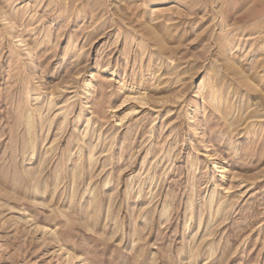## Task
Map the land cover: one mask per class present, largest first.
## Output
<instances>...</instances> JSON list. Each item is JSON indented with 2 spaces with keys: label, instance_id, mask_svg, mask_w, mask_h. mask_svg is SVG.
Masks as SVG:
<instances>
[{
  "label": "rangeland",
  "instance_id": "1",
  "mask_svg": "<svg viewBox=\"0 0 264 264\" xmlns=\"http://www.w3.org/2000/svg\"><path fill=\"white\" fill-rule=\"evenodd\" d=\"M0 264H264V0H0Z\"/></svg>",
  "mask_w": 264,
  "mask_h": 264
},
{
  "label": "bare ground",
  "instance_id": "2",
  "mask_svg": "<svg viewBox=\"0 0 264 264\" xmlns=\"http://www.w3.org/2000/svg\"><path fill=\"white\" fill-rule=\"evenodd\" d=\"M19 36H20V37H19L20 40L23 41V44L26 45V42H27V41H25V37L23 38V37H22V34H20ZM27 44H28V43H27ZM27 46H28V45H27ZM226 46H227V45H226ZM227 47H228V46H227ZM28 50H29V49H28ZM28 54H29V57H28L27 59H33V58H34V50H33V49L30 50ZM209 91H210V90H209ZM213 95H214V94H213ZM215 95H216V94H215ZM215 95H214V96H215ZM211 96H212V95H211ZM208 99H209V97H208ZM211 99H212V98H211ZM211 99H210V100H211ZM215 99H216V98H215ZM212 100H213V99H212ZM208 201H210V202H209L210 205H211V203H213V200H212L211 196H210V200H208Z\"/></svg>",
  "mask_w": 264,
  "mask_h": 264
}]
</instances>
